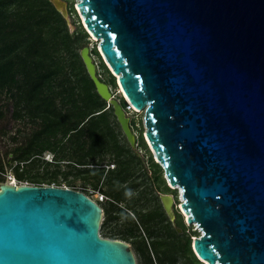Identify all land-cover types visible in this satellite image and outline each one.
<instances>
[{"label": "water", "instance_id": "95a60500", "mask_svg": "<svg viewBox=\"0 0 264 264\" xmlns=\"http://www.w3.org/2000/svg\"><path fill=\"white\" fill-rule=\"evenodd\" d=\"M50 1L73 32L69 1ZM76 8L125 100L144 110L145 139L179 186L188 223L201 228L196 255L264 264V0H78ZM81 55L136 146L90 44ZM161 199L174 219V195ZM103 215L83 190L5 181L0 264H138L125 240L101 235Z\"/></svg>", "mask_w": 264, "mask_h": 264}, {"label": "trees", "instance_id": "16d2710c", "mask_svg": "<svg viewBox=\"0 0 264 264\" xmlns=\"http://www.w3.org/2000/svg\"><path fill=\"white\" fill-rule=\"evenodd\" d=\"M69 10L77 13L73 3ZM74 22L72 32L50 0H0V99L7 111L0 109V118L8 113L21 123L18 131L28 134L6 153L0 150V185L8 166L19 181L32 184H91L111 198L98 201L104 210L102 236L132 240L142 262L148 237L157 241L159 264H205L192 247V234L178 230L185 232L178 206L175 224L164 209L155 208L160 200L155 189L167 192L171 187L145 139L144 120L135 134H140L136 146L150 153L146 167L113 105L96 89L81 55L90 34L79 19ZM91 53L97 56L101 78L116 90V76L98 48ZM119 98L128 111L124 96ZM130 126L135 132L134 119ZM46 151L53 152L51 161L42 160ZM110 163L115 166L107 168ZM163 227L168 237L162 235Z\"/></svg>", "mask_w": 264, "mask_h": 264}, {"label": "rangeland", "instance_id": "374dc122", "mask_svg": "<svg viewBox=\"0 0 264 264\" xmlns=\"http://www.w3.org/2000/svg\"><path fill=\"white\" fill-rule=\"evenodd\" d=\"M68 1H69V5L73 3L74 6H75V8H76V4H77V1L78 0H68ZM76 10H77V8H76ZM72 19H74V20H78L79 19V21L82 23V19H81V16H80L78 10H77V13L76 14L72 15ZM89 44L91 46V49L94 46H96L98 48L99 52L101 53V56H102L103 60L105 61V57H104V55L101 52V49L99 47V40L96 39V36L90 34V42H89ZM95 58H97V56ZM113 91L115 93L116 98H118L120 100L119 97L121 95H123L121 88L118 86L116 90L113 88ZM3 102H4V100L0 99V109H3V110L6 111V107L4 105H2ZM127 115L130 117V121L133 120V119L135 120V126H134L135 133L139 132V130H140V128H139L140 127V122H141V120H144V110H138V111L128 110L127 111ZM20 125H21L20 122L11 120L9 118V114L8 113H6V116L4 118H0V150H1L2 154L6 153L7 151H9L12 148H14L18 143H20V141L24 140V138L26 137V135H28V134H22V133H20L18 131V128L20 127ZM144 134H145V131H144ZM139 135L140 134H137V137ZM13 136H17V140H14L13 139ZM148 146L151 149V147H150L149 144H148ZM132 147H133V150L135 152H138L139 151L140 156H144L145 167L148 166L149 156H150L149 151L147 149H145L144 147H142V148L141 147L139 148L138 146H132ZM152 156L154 157V159L156 161H158V159L156 158L154 152H152ZM53 158H54L53 152L46 151L43 154L42 160L51 161ZM109 165H110V167H114L115 166L114 163H110ZM40 168L42 169V166H40ZM62 169L64 171L65 170H68L67 165H63L62 166ZM10 175H14V172H13L12 168L8 166L7 167V172L5 174L6 181H13L14 183H17V184H22V183L28 182V181H19L16 177L15 178H12V177H10ZM28 183H30V182H28ZM30 184H32V183H30ZM34 184L45 185L46 183H44V182H37V183H34ZM52 184L57 185L55 183H52ZM62 186H68V187L76 188V189H79V190H87L89 192V195H91L93 198H95V199L98 198V192L96 191L98 189L94 188L91 184L90 185H85L82 182H77V185L70 186V185H67V183L63 182L62 183ZM142 188L145 189L146 186H144ZM172 188L176 189V187H172ZM155 194L156 195L159 194V192H158L157 189H155ZM109 199H111V198L109 197ZM109 199H107V200H109ZM175 199H176V202H177L178 208H179V205H180V202L179 201L180 200L178 201V198L177 197H175ZM99 201H101L103 203L105 202V200H99ZM183 219H184V223H185L186 230H185V232H183L182 228H178V230H180V232L183 233V234L184 233L186 234L187 232L190 233V234H192V240H193V238L195 237V235H199L200 234V230H198L195 225H193L191 223H188L187 216L185 218L183 217ZM102 221H103V219H102ZM171 221H172L173 224H175L174 219H171ZM158 227H159V225H158ZM161 232L163 233L162 235L164 237H168V233H169L168 228L166 229L165 227H163V229H161ZM125 241L130 245V247L134 251V253L136 255V258H137L138 264H159V262H158V260L156 258V256L158 257V250H157V241H156V239H155V243H154V241L152 240V238H148L147 237V248H146L147 255L144 257L143 262H142V259H141L140 255H138L137 248H136L135 244L133 243V241L132 240H125Z\"/></svg>", "mask_w": 264, "mask_h": 264}, {"label": "flooded vegetation", "instance_id": "af4514ba", "mask_svg": "<svg viewBox=\"0 0 264 264\" xmlns=\"http://www.w3.org/2000/svg\"><path fill=\"white\" fill-rule=\"evenodd\" d=\"M130 118V117H129ZM152 173V172H151ZM167 183H169L168 181H167ZM155 184H157L156 183V181H155ZM170 187H171V189H170V191H167V192H159V198H160V200H158V201H156L155 202V208L156 209H164L165 210V207H164V204H163V202H162V199H161V195L162 194H164V193H167V194H173L174 195V198L175 197H177V198H179L178 197V192H179V189H178V187L176 188V189H174V188H172V186L170 185V183L168 184ZM177 206H178V204H177V202H176V199H175V202H174V204H173V209H174V212H175V217H174V221L176 222L177 221V219H178V214L176 213V208H177ZM180 208V207H179ZM180 211L182 212V214H183V217L185 218L186 217V215L183 213V211L180 209ZM165 212H166V210H165ZM167 213V212H166ZM167 215H168V213H167ZM169 216V215H168ZM169 218H170V216H169ZM171 219V218H170ZM183 223H184V219H183ZM194 225V224H193ZM197 228V227H196ZM198 229V228H197ZM185 230H186V228H185ZM199 230V229H198Z\"/></svg>", "mask_w": 264, "mask_h": 264}, {"label": "built area", "instance_id": "2783aa9c", "mask_svg": "<svg viewBox=\"0 0 264 264\" xmlns=\"http://www.w3.org/2000/svg\"><path fill=\"white\" fill-rule=\"evenodd\" d=\"M97 62V61H96ZM127 109L128 110H135V111H138V109L137 108H135L129 101H127ZM136 138H137V134H136ZM107 166V168H109L110 167V165L109 164H107L106 165ZM10 177H12V178H15V176L14 175H10ZM10 182V181H9ZM11 183H14V182H11ZM26 183H28V182H26ZM15 184H17V183H15ZM97 192H98V198H93L91 195H89V196H91L93 199H95L97 202L99 201V200H106V199H109V196H107L106 194H104L103 192H101L100 191V189H98V190H96Z\"/></svg>", "mask_w": 264, "mask_h": 264}, {"label": "bare ground", "instance_id": "6f19581e", "mask_svg": "<svg viewBox=\"0 0 264 264\" xmlns=\"http://www.w3.org/2000/svg\"><path fill=\"white\" fill-rule=\"evenodd\" d=\"M96 39H98L99 40V38H97L96 37ZM117 76H118V74H117ZM120 88H121V90H122V87L120 86ZM123 91V90H122ZM140 110V109H139ZM10 182H13V181H10ZM172 187H179V186H177V185H172ZM182 198V200L184 199L183 197H181ZM186 216L188 217V214L186 213ZM199 229H201L200 227H198ZM202 231V230H201ZM204 261H206V260H204ZM208 264H209V262L208 261H206Z\"/></svg>", "mask_w": 264, "mask_h": 264}]
</instances>
